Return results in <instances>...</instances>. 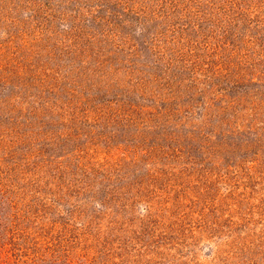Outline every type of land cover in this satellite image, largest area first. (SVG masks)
<instances>
[{"label":"rangeland","instance_id":"obj_1","mask_svg":"<svg viewBox=\"0 0 264 264\" xmlns=\"http://www.w3.org/2000/svg\"><path fill=\"white\" fill-rule=\"evenodd\" d=\"M0 264H264V0H0Z\"/></svg>","mask_w":264,"mask_h":264}]
</instances>
